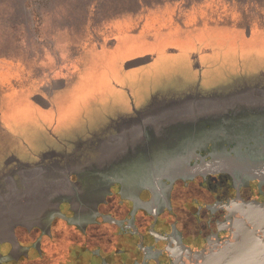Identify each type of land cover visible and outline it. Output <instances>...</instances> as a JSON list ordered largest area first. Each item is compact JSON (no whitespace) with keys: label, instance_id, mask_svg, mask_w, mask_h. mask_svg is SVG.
<instances>
[{"label":"rangeland","instance_id":"rangeland-1","mask_svg":"<svg viewBox=\"0 0 264 264\" xmlns=\"http://www.w3.org/2000/svg\"><path fill=\"white\" fill-rule=\"evenodd\" d=\"M138 6L137 0H0V92L34 83L51 92L48 109L26 96L15 100L19 111L10 122L23 141L19 148L27 141L33 150L31 159L52 149L79 171L136 177L146 160L133 123L136 113L146 111L180 115L168 122L161 146L169 147L162 157L181 152L183 160L192 158L196 148L209 143L219 149L222 139L240 143L264 131V100H254L250 85L264 83V38L258 32L249 37L264 28V0H180L174 26L194 27L112 35L111 18ZM189 13L199 18L192 20ZM135 21L129 29L138 28ZM148 55L152 60L125 65ZM200 94L211 101L201 110L203 119L197 116L201 112L192 114L193 97ZM49 95L42 97L48 102ZM112 130L127 131L129 141L115 147L101 142L98 162L79 167L73 143L93 131L106 142ZM64 148L71 151L66 159ZM222 151L212 154L211 168L233 163ZM33 192L27 203L17 201L8 217L0 215V238L21 211L33 220L55 211V188Z\"/></svg>","mask_w":264,"mask_h":264},{"label":"flooded vegetation","instance_id":"flooded-vegetation-1","mask_svg":"<svg viewBox=\"0 0 264 264\" xmlns=\"http://www.w3.org/2000/svg\"><path fill=\"white\" fill-rule=\"evenodd\" d=\"M250 85L254 100H264V94L257 93L264 83ZM26 87L0 92V215L8 217L17 201L27 203L33 191L42 192L44 186L56 190L55 211L44 220H33L21 211L11 221L8 235L0 238V264H177L182 251L202 250L211 237L229 235L221 227L228 215L226 203L237 196L264 202V131L240 143L222 139L219 149L209 143L183 160L181 152L161 156L169 147L161 146L168 122L177 121L180 115L157 111L156 135L149 139L147 125L140 121L147 111L136 113L133 127L141 132L146 162L136 177L108 178L73 168L52 149L31 159L33 150L27 141L23 150L19 148L23 141L7 125L2 109L7 96ZM210 104L206 95H196L194 113L188 114L201 112L197 116L203 119L206 115L201 110ZM94 132L73 143L79 167L98 162L101 142L115 147L130 138L125 130H112L104 142ZM113 133H125L126 140L112 143L109 135ZM62 150L66 153L63 159L70 157V150ZM216 150H226L233 163L211 168ZM22 153L29 156L24 158ZM42 165L46 169L39 174L26 171ZM70 187L75 189L72 194L67 192Z\"/></svg>","mask_w":264,"mask_h":264},{"label":"water","instance_id":"water-1","mask_svg":"<svg viewBox=\"0 0 264 264\" xmlns=\"http://www.w3.org/2000/svg\"><path fill=\"white\" fill-rule=\"evenodd\" d=\"M148 58L131 60L127 66L141 64ZM257 93L263 95L264 89H258ZM203 102L199 100V105H203ZM140 118L141 123L147 125L149 139H153L156 135L155 123L160 115L157 111H150L143 113ZM109 139L112 143H122L126 140V134L113 133ZM45 169L42 165L26 171L36 175ZM225 207L228 215L221 227L228 230L229 235L224 238L211 237L202 250L182 251L177 257V264H264V202L237 196L226 203Z\"/></svg>","mask_w":264,"mask_h":264},{"label":"crops","instance_id":"crops-1","mask_svg":"<svg viewBox=\"0 0 264 264\" xmlns=\"http://www.w3.org/2000/svg\"><path fill=\"white\" fill-rule=\"evenodd\" d=\"M180 0H160L155 3V5L147 4L145 1L137 0V4L139 5L137 9L131 10L128 12H123L120 15L111 18L112 22L110 24V28L112 30V35H123L125 33H141V34H150L153 31L160 30L164 32H169L172 30H179V29H184V28H190L194 27L195 25H188V26H182L181 24L179 26H174L175 25V19H176V13H173V9L175 8V5L179 3ZM189 18L193 20V18L198 19L197 15L195 13L190 14L189 13ZM135 20L139 21V26L136 29H129L128 27L136 22ZM173 20V21H172ZM221 25V24H220ZM208 25L205 27L208 28H220L223 27L224 25ZM198 26V25H196ZM227 26V25H225ZM203 27V26H200ZM232 27V26H229ZM234 28V27H232ZM238 28V27H237ZM240 30L243 31V29L239 28ZM243 32L246 33L244 30ZM259 34H256V33ZM253 34H256L260 38H264V29L257 28V30L251 32L249 34V37H251ZM248 36V35H247ZM147 57L148 60H152L153 55H148ZM147 57H141V58H147ZM140 58V57H139ZM137 58H132L128 59L126 62L127 63L131 60H134ZM128 67V66H127ZM67 78V77H66ZM65 80L63 84H67L68 81ZM34 84H30V86L26 87L25 89H18V91L12 93L11 95L6 97L5 104L3 105V113L7 122V125L11 127L12 131L14 134H16V137L21 140V137L18 135V131L13 128L10 122V117L12 116H17V111L18 108L15 105V100L17 98H20L22 96L28 97L34 104H36L38 107L41 109H48L52 106V103H50V97H51V92L50 90L45 86L44 83L41 85H37L36 88H34ZM44 92H47L49 95V101L47 102L45 99H43V94ZM23 144V143H21ZM51 152V151H49Z\"/></svg>","mask_w":264,"mask_h":264}]
</instances>
